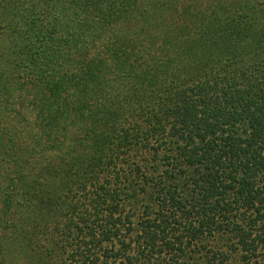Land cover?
Returning a JSON list of instances; mask_svg holds the SVG:
<instances>
[{
	"label": "trees",
	"instance_id": "16d2710c",
	"mask_svg": "<svg viewBox=\"0 0 264 264\" xmlns=\"http://www.w3.org/2000/svg\"><path fill=\"white\" fill-rule=\"evenodd\" d=\"M0 264H264V0H0Z\"/></svg>",
	"mask_w": 264,
	"mask_h": 264
}]
</instances>
